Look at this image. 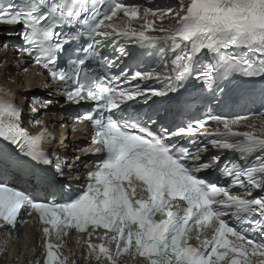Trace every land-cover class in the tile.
Instances as JSON below:
<instances>
[{"label": "snow or ice", "instance_id": "6c2138e0", "mask_svg": "<svg viewBox=\"0 0 264 264\" xmlns=\"http://www.w3.org/2000/svg\"><path fill=\"white\" fill-rule=\"evenodd\" d=\"M178 3V10L125 0H9L0 6V31L22 40L12 43L18 54L46 70L66 102L91 105L77 121L91 125L85 153L98 159L85 166L84 184L73 188L58 177L65 168L75 170L81 157L61 160L47 121L33 118L40 130L30 132L15 93L0 88V228L27 223L22 213L37 214L43 264H69L62 249L71 230L87 259L98 264H120L125 255L144 264H264V112H213L233 94L249 91L254 78L264 79V0ZM165 21L170 27H156ZM116 39L123 43L109 59L102 49ZM145 55L155 59L152 71L113 72L124 58ZM209 55L205 63L201 57ZM189 79L203 82L207 94L184 95ZM198 102L208 111L194 124L165 123L161 116ZM34 104L47 109L52 101ZM143 105L149 110L141 111ZM210 147L238 159L221 167ZM217 173L230 182L212 179Z\"/></svg>", "mask_w": 264, "mask_h": 264}, {"label": "bare ground", "instance_id": "6f19581e", "mask_svg": "<svg viewBox=\"0 0 264 264\" xmlns=\"http://www.w3.org/2000/svg\"><path fill=\"white\" fill-rule=\"evenodd\" d=\"M1 40V35H0ZM28 71L25 72L24 69ZM0 79L6 81L17 93L19 99V105L23 109H32L34 106L40 108L37 114H41L44 111L49 113L38 119H44L47 121L48 128L53 133L54 139L51 143V148L56 150V155L61 154L62 158L67 157L68 161L71 162L75 156L81 157L80 161L75 164V170H70L66 175L68 177L80 178L85 176V166L91 165L90 156L86 155L82 146L87 144L88 135L84 134L82 130L87 129V125L81 126L78 122H74L68 113L57 112L59 106L57 104H51L47 109L41 108L40 105L34 104V100L40 99L42 92L34 94L31 89H37V83L40 80L45 79L39 72H36V68H31L23 58L18 57L16 53L10 48H4L0 44ZM47 96L49 99L57 100L60 99L61 103H64L61 93L55 86L52 85ZM25 99V100H24ZM55 109L56 113L52 111ZM33 133L40 130L39 126L31 123ZM31 127V126H30ZM78 182H75V184ZM33 237L30 244L28 245V239L24 238L23 233H18V237H1L0 245L10 246V250L13 252L10 255L5 253L6 257L0 258V264H23L24 257H27L30 253L34 252L37 248L35 243L36 230L31 227ZM28 247V248H27ZM66 256H69L67 254Z\"/></svg>", "mask_w": 264, "mask_h": 264}]
</instances>
